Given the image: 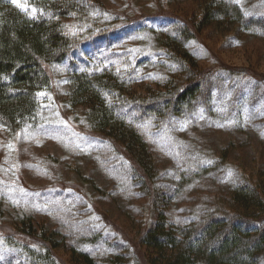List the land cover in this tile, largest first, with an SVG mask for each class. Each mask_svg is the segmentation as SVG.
<instances>
[{"label": "trees", "instance_id": "1", "mask_svg": "<svg viewBox=\"0 0 264 264\" xmlns=\"http://www.w3.org/2000/svg\"><path fill=\"white\" fill-rule=\"evenodd\" d=\"M199 9L190 20L162 15L173 20L157 33L151 28L132 32L130 37L146 41L137 52H121L123 43L115 39L119 22L96 0H0V127L11 134L36 131L46 123L42 105L46 97L64 111L79 109L82 124L110 141L115 151L120 146L127 159L124 174L129 178L133 170L136 187L153 199L147 215L136 222L140 230L134 238L136 248L146 249L143 257L121 252L99 260L84 250L103 242L104 235L95 233L79 239L67 263L264 264V166L251 175L240 174V182L225 198L188 208L177 222L170 207L193 182L210 173L199 169L196 175L180 174L170 194L167 183H158L162 173L142 135L143 131L161 134L184 114L194 119L209 108L224 77L199 72L189 46L199 40L203 29L228 26L230 31L235 26L252 33L264 31V18H252L234 0H202ZM65 63L66 76L58 77L55 68ZM149 68L159 71L150 73ZM157 77L162 79L154 89L130 92L127 88ZM61 82L66 88L59 99ZM225 160L218 159L213 171L220 170ZM2 208L0 200L1 219ZM34 225L26 214L14 230L25 240L41 239L44 250L6 237L3 244L16 254L0 264H67L54 253L60 249L56 235H38Z\"/></svg>", "mask_w": 264, "mask_h": 264}, {"label": "rangeland", "instance_id": "2", "mask_svg": "<svg viewBox=\"0 0 264 264\" xmlns=\"http://www.w3.org/2000/svg\"><path fill=\"white\" fill-rule=\"evenodd\" d=\"M96 1L119 22L115 39L123 43L121 52H137L146 41L130 37L132 32L143 28L159 32L173 20L162 15L195 18L202 3ZM234 1L252 18H264V0ZM227 28L207 27L189 46L201 74L224 77L208 110L197 113L194 119L184 114L173 120V127L165 126L161 134L141 132L153 164L161 170L158 183H167L170 194L180 174L196 175L199 169L210 173L206 179L193 182L170 207L177 222L188 208L210 204L214 197L225 198L243 173L248 176L264 166V31ZM77 56L83 57V53ZM67 65L55 68L58 77L66 76ZM152 79L127 88L130 92L154 89L162 78ZM65 86V82L60 83L59 99ZM48 98L42 101L46 123L36 131L11 134L0 127V200L4 214L0 218V262L16 254L3 244L6 237L44 250L41 239L25 240L14 230L26 214L38 235H56L54 242L60 249L54 253L63 263L69 262V252L79 245L80 238L95 233L104 235L103 242L94 248L84 247L95 258L104 260L121 252L143 257L146 249L136 248L134 235L140 230L136 222L147 215L153 199L136 187L133 170L129 178L124 174L127 159L121 155L120 146L117 153L110 141L82 124L79 109L74 114L67 108L64 111ZM222 157L224 164L213 171Z\"/></svg>", "mask_w": 264, "mask_h": 264}, {"label": "snow or ice", "instance_id": "3", "mask_svg": "<svg viewBox=\"0 0 264 264\" xmlns=\"http://www.w3.org/2000/svg\"><path fill=\"white\" fill-rule=\"evenodd\" d=\"M13 3H18V0H13Z\"/></svg>", "mask_w": 264, "mask_h": 264}]
</instances>
